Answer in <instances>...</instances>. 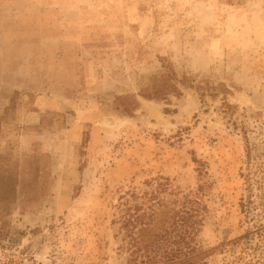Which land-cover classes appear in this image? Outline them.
<instances>
[{"label": "rangeland", "instance_id": "1", "mask_svg": "<svg viewBox=\"0 0 264 264\" xmlns=\"http://www.w3.org/2000/svg\"><path fill=\"white\" fill-rule=\"evenodd\" d=\"M186 197L194 254L121 250L127 209L145 254ZM263 211L264 0H0V264H264Z\"/></svg>", "mask_w": 264, "mask_h": 264}, {"label": "trees", "instance_id": "2", "mask_svg": "<svg viewBox=\"0 0 264 264\" xmlns=\"http://www.w3.org/2000/svg\"><path fill=\"white\" fill-rule=\"evenodd\" d=\"M174 72L169 70L166 74L161 76L153 77L152 83L142 90L141 95L148 100H167L170 95L180 96L182 95L178 84H185V81H179L177 77H174ZM116 110L123 115H133L139 107V103L136 99L132 97H119L117 100ZM204 166L203 164H200ZM203 169H200V175L204 176ZM164 182L158 184L157 188L153 190V196H157L162 192L166 191L169 185V179L162 178ZM198 198V197H197ZM159 202L164 203L161 199ZM135 209H140V206L135 207ZM201 204L197 199H192L186 197L181 208L175 211L174 221L170 228L166 230L162 235L158 236V244H153V247H146L145 254L142 253V249L136 237L135 229L137 225L144 223V217L146 214H129L130 210H126L127 217L122 223L123 229L126 231L125 236L122 241L130 237V241L127 243V247L121 246V250H131V257L138 260V258L143 257L145 260L148 259L150 263H157L156 259L158 254L163 249L164 244L161 241H171L176 243V247H173L170 252H164L166 256V262H174L182 258H188L196 252V248L191 245L189 239L193 238V235L198 230L201 225ZM264 212V211H263ZM125 217V216H124ZM122 219V218H121ZM118 237V235H116ZM147 262V261H144ZM183 264H191L188 261Z\"/></svg>", "mask_w": 264, "mask_h": 264}]
</instances>
